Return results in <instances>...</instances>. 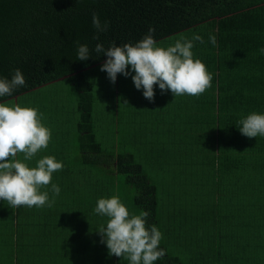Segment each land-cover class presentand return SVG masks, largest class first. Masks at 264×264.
Masks as SVG:
<instances>
[{"label": "trees", "instance_id": "obj_1", "mask_svg": "<svg viewBox=\"0 0 264 264\" xmlns=\"http://www.w3.org/2000/svg\"><path fill=\"white\" fill-rule=\"evenodd\" d=\"M93 12L108 22L98 39ZM149 27L164 47L199 33L205 43L194 42V58L212 74L211 86L198 96L164 91V107L173 108L162 115L156 108L145 112L142 102L137 109L120 96L119 73L112 83L97 71L103 54L92 52L83 61L76 55V42L90 51L98 42L134 43ZM209 33L216 36L215 46ZM262 46L264 0H0V76L10 78L19 68L26 81L0 100L18 99L43 85L72 97L76 163L82 165L54 172L62 184H52L64 190L48 213L40 209L30 216L27 206L19 213L0 201V264H129L124 256L109 255L100 242L98 228L107 218L93 209L98 198L112 195L130 213L149 211L147 221L161 231L159 246L165 250L155 264H264V137L249 139L236 126L241 116L264 112ZM128 83L124 90L130 93ZM107 94L113 126L105 130L112 139L105 146L96 138L95 104ZM131 140L138 149L148 147L154 165L166 162L180 175L192 169L197 181L160 201L143 162L126 146ZM192 154L199 159L192 160ZM93 171L95 182L87 177ZM118 175L123 182H113ZM58 246L71 253L60 257Z\"/></svg>", "mask_w": 264, "mask_h": 264}, {"label": "clouds", "instance_id": "obj_2", "mask_svg": "<svg viewBox=\"0 0 264 264\" xmlns=\"http://www.w3.org/2000/svg\"><path fill=\"white\" fill-rule=\"evenodd\" d=\"M82 0H75L80 3ZM91 24L95 29L94 39L105 32L107 21H101L93 12ZM149 27L143 37L137 41L117 44L112 41L105 46L102 42L94 45L90 51L87 44L76 42L78 60H86L92 52L106 59L100 70L106 72L108 79L115 83L117 74L130 76L137 90L152 101L154 85L160 91H170L175 96H198L211 86L212 74L205 64L194 58V42L205 43L203 36L193 33L192 37H181L164 47L158 44ZM208 42L215 46L217 40L209 33ZM264 55V46L259 48ZM25 77L19 68L11 70L9 77L0 76V98L10 96L17 88L25 86ZM43 113L27 105L11 104L0 100V201H7L10 207H51L54 197L61 189L51 184L53 199L41 186L49 185L53 172L63 168V162L52 155H45L29 166L30 161L41 149L47 148L51 130L42 123ZM236 126L239 132L251 139L264 137V112H250L241 116ZM17 153H23V160L16 159ZM93 211L106 217L99 226L100 242L106 245L109 255L126 257L129 264H155L165 255L160 241L162 233L156 224L147 221L150 215L147 209L138 214L130 213L118 195L100 197Z\"/></svg>", "mask_w": 264, "mask_h": 264}, {"label": "rangeland", "instance_id": "obj_3", "mask_svg": "<svg viewBox=\"0 0 264 264\" xmlns=\"http://www.w3.org/2000/svg\"><path fill=\"white\" fill-rule=\"evenodd\" d=\"M160 44V43H158ZM161 45V44H160ZM97 71H99L103 76H106L107 74L104 71L100 70V65L97 66ZM118 80H119V87H120V96H125V98H130V100H132L130 103H132L137 109H141L142 107H140V103L142 102L143 108L145 110V112H149L151 110L148 111L147 108L149 109H153L156 108L155 111H158L157 115H162L166 113V110H171L173 108L172 104H169L167 106L164 107L166 100H167V95L166 93H162L160 91V89L154 85V99L152 101H149L148 99H146L143 95H142V89L141 90H137L134 87V84L131 80V77H125L122 74L118 75ZM127 80L130 82L128 83ZM125 83H128L130 86V93H128L127 91H125V88H129L128 86H124ZM122 85V88H121ZM122 92V93H121ZM132 93V94H131ZM165 94V95H162ZM109 97L110 95L107 94L106 97H104V100H99L97 101V103L95 104L96 107H98V109L95 111V115L97 118V131H96V138H99L100 140L103 139L102 141L104 142V145L107 146L109 145V140L112 141V139H110V135L111 134H107V132H105V130H107L109 127L112 128L113 123L110 121V107H109ZM23 98H26L24 101L22 100ZM5 103H8L9 105L11 104H20V105H27V106H32L38 109V111L40 113H43V117H42V123L44 125H46L50 130H51V137L48 143V147L41 149L30 161H25L26 164H28L30 167L31 166H35V162L40 159L41 157L45 156V155H52L54 156L57 160H60L63 162V168L66 169L68 167H72L74 169H79L82 168V165L77 164V160L79 158L80 152L77 146V141L76 138L74 137V132H73V122H74V116L76 115V112L74 110V103H73V98L70 97L69 99L66 98L65 92L58 90L56 91L55 88H53V86H42L40 87V89H35L32 92H30L29 94L23 95L22 97H18V99H10V100H6V101H2ZM168 103H172L171 101ZM182 104V103H181ZM63 106V107H61ZM147 107V108H146ZM62 109V114H67L70 115V117L67 119L63 118L62 116L59 115V113L57 112L58 110ZM125 109V108H124ZM139 111V110H136ZM66 112V113H65ZM132 112V109L129 111ZM140 112V111H139ZM144 115L146 116H150L149 113H144ZM51 117V119H50ZM137 117V115H136ZM139 117H137L136 119H138ZM58 122L60 124H58ZM127 124V123H126ZM126 124H124V126H126ZM123 126V127H124ZM133 129L132 131L135 129L136 130V125L133 124ZM66 128V129H65ZM53 129L57 131H61V133H59L58 137L54 136L55 134H53ZM130 129V128H129ZM120 131H122L121 126H120ZM131 131V132H132ZM55 132V131H54ZM118 130H115V135L116 137H118L117 134ZM123 137L126 136V133L122 134ZM115 137V136H114ZM113 138V137H112ZM114 140H116V138H114ZM59 142H63V144H61L60 146H54L55 144L59 145ZM136 143H134L132 140L130 141V144H126V146L129 148V150H132L134 153V155L136 156V158L140 161L143 162V167L145 168V170L149 173L150 178H152V181L155 183V185H157V192H158V196H159V200L160 201H168V195L173 192V191H177L179 190V188H181L185 182H196V174H192V169H190V171L186 174L180 175L178 174V172L173 171L174 167H171V164H168L166 162L160 164V165H154L153 162H150L148 160V151H146V149L148 148L146 146V149L144 147H141L140 149L136 148ZM152 145L151 142H149L148 146ZM150 149H152V147H149ZM144 150V151H143ZM170 151V148L168 150V152ZM150 152V151H149ZM173 152H175V150H173ZM60 155V156H58ZM186 157V156H185ZM189 157L192 160H198L199 158L195 155H189ZM16 159L19 160H23V153H17L16 155ZM190 159V160H191ZM59 171L62 172L61 170L56 171L57 175ZM55 172V173H56ZM54 174V172H53ZM52 174V179L50 184L47 186H41L40 191H47L49 194V190L51 188V184L52 182H60L59 185H61V181L56 180V178L53 176ZM171 174L173 175L171 177ZM55 175V174H54ZM89 179H91L92 182L96 181V173L91 172L88 176ZM113 182H123L122 180V176H116V179H114ZM183 182V183H182ZM201 182V180H200ZM61 192L60 195L62 196L63 193V188L62 186H60ZM93 191V189H90L89 193H91ZM160 197L162 199H160ZM264 198V197H263ZM49 199L52 200L53 199V194L49 195ZM55 200L59 199V196L54 197ZM54 200V202H55ZM53 202V203H54ZM67 205V204H66ZM69 206L70 209H73L74 206H71L70 204L67 205ZM6 208L10 209V206L8 205V202L5 206ZM51 207H53V204H51ZM51 207H48L47 205L43 206V207H28L27 206V213L31 216L33 214H37L38 211H40V209L42 210H47L46 213L50 212ZM60 207L62 208V204H60ZM24 211V206H20L18 207V212H23ZM50 215V213H49ZM47 216V215H46ZM59 216V215H58ZM61 217V215H60ZM54 218V217H53ZM57 219V216H56ZM38 221V219H37ZM54 220H51V223ZM43 227V226H41ZM52 228V226L45 228V231L50 232V229ZM76 231H79L78 229H76ZM52 234V232L50 233ZM61 247L58 246V249H60ZM171 250H173L175 248V246H173L171 244L170 246ZM58 254L60 257H63L64 255L71 253V252H67V251H62L57 250Z\"/></svg>", "mask_w": 264, "mask_h": 264}, {"label": "crops", "instance_id": "obj_4", "mask_svg": "<svg viewBox=\"0 0 264 264\" xmlns=\"http://www.w3.org/2000/svg\"><path fill=\"white\" fill-rule=\"evenodd\" d=\"M48 186V185H47Z\"/></svg>", "mask_w": 264, "mask_h": 264}]
</instances>
